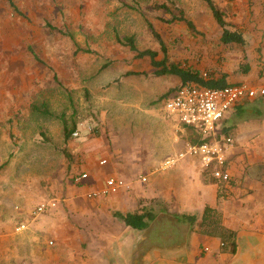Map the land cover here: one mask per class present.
I'll return each mask as SVG.
<instances>
[{
    "label": "rangeland",
    "instance_id": "rangeland-1",
    "mask_svg": "<svg viewBox=\"0 0 264 264\" xmlns=\"http://www.w3.org/2000/svg\"><path fill=\"white\" fill-rule=\"evenodd\" d=\"M214 1L232 26L264 32V20L256 21L257 14L264 19V0ZM179 10L194 28L170 22ZM151 27L169 63L205 77L234 76L250 59L243 46L221 42L223 29L202 0H0V203L20 206L25 194L30 205L66 199L91 141L115 162H144L150 169L137 173L150 182L152 143L185 137L162 113L164 95L180 79L155 76L150 59L123 42L131 37L137 51L163 59ZM64 122L82 128L69 142Z\"/></svg>",
    "mask_w": 264,
    "mask_h": 264
},
{
    "label": "crops",
    "instance_id": "crops-1",
    "mask_svg": "<svg viewBox=\"0 0 264 264\" xmlns=\"http://www.w3.org/2000/svg\"><path fill=\"white\" fill-rule=\"evenodd\" d=\"M258 16L256 21L262 23ZM244 33L249 39L243 47L250 55L249 71L245 73V67L227 75L228 81L264 89V32ZM164 112L163 121L169 120L185 137L173 134L152 143L147 161L154 167L150 182L147 175L137 173L150 169L144 162L138 164L135 158L115 162L106 146L91 141L81 148L82 169L77 173H87L88 179L81 184L72 180L75 189L63 201L47 199L58 201L55 210L34 217L38 203L30 205L28 194L17 207L1 202L0 264H264V96L239 104L221 122L219 133L224 126L229 129L221 139L230 136L235 143L226 153L231 178L222 189L215 177H203L206 168L199 157L186 155L199 135ZM160 149L167 150L158 153ZM169 160L173 164L167 165ZM109 176L124 179L128 188L91 197ZM141 185L147 188L140 189ZM143 205L151 207L154 218L144 231L127 227L114 216ZM182 214L195 215L196 221L182 219ZM212 220L232 232L235 248L228 237L222 240L221 233L209 232Z\"/></svg>",
    "mask_w": 264,
    "mask_h": 264
},
{
    "label": "built area",
    "instance_id": "built-area-1",
    "mask_svg": "<svg viewBox=\"0 0 264 264\" xmlns=\"http://www.w3.org/2000/svg\"><path fill=\"white\" fill-rule=\"evenodd\" d=\"M264 96V89L252 87L247 83L230 85L225 88H206L186 84L170 93L164 99V111L175 122L184 127L192 128L200 137L201 143L188 147L186 155L199 157L204 168L212 167L213 176L221 181L229 182L230 170L227 167V150L233 145L232 137L219 139L221 122L228 118L234 109L244 102ZM78 131L73 133L77 137ZM209 139L208 142L204 140ZM183 157V155H181ZM174 160L166 162L173 164ZM106 161H101L104 165ZM87 173H82L73 178V182L81 184L88 179ZM146 182L145 177H140ZM128 188V183L119 177L109 176L103 186L91 192V197L114 195L122 189ZM58 206L55 199L39 203L33 210L34 217L52 212ZM25 224L17 228L21 230ZM53 242H50L52 245Z\"/></svg>",
    "mask_w": 264,
    "mask_h": 264
},
{
    "label": "trees",
    "instance_id": "trees-1",
    "mask_svg": "<svg viewBox=\"0 0 264 264\" xmlns=\"http://www.w3.org/2000/svg\"><path fill=\"white\" fill-rule=\"evenodd\" d=\"M205 2L209 10L211 11L215 21L217 24L223 29L222 35H221V42L224 45H240V46H246L249 42V39L246 38V34L240 30L237 27L232 26L230 23H228L225 19V11L219 7L214 0H202ZM162 9L169 10L167 5H162ZM170 22H185L190 28H194L193 23L186 18L184 12L182 10H179L178 15H173L172 19ZM152 33L154 37L157 39L161 51L165 55V57L161 60L157 59L158 53L156 51L152 50H146V51H137L134 39L129 37L126 38L125 45H127L132 51H136L137 55L136 57L141 59L148 57L150 59V64L153 69V74L157 77L160 76H165V75H170V76H176L180 79L181 85L178 86L177 88L169 91L166 95H164L163 98L167 97L170 93L173 91L177 90L179 87L186 85V84H191L195 86H203L206 88H225L227 86L232 85L228 81V76L226 74L222 75H209L208 77H205L199 70L192 69V68H182L178 66L177 64L174 63H169L166 57L167 49L160 38V36L155 32L154 28L151 27ZM122 42V41H121ZM124 44V43H123ZM249 71L248 67L244 69V72L247 73ZM76 125H73L72 128H69L66 122H64V135H65V140L66 142H69L72 140V134L73 130L75 129ZM189 128V127H188ZM192 129V128H189ZM221 133H219V139H221L222 135H226L228 133V130L225 126L222 129ZM196 137V136H195ZM194 139V138H193ZM209 139L204 140V142H208ZM194 143H201L203 141H200L198 137H196L193 140ZM212 167L206 168L203 174V177L206 178V180L210 178H214ZM215 180L218 181V186L220 189H222L225 185L224 181H221L217 178H214ZM206 213L210 211L209 208L206 209ZM205 213V215H206ZM204 215V216H205ZM114 216L122 221L127 227H130L134 230L138 231H144L149 227L150 222L154 219L153 218V211L149 205H143L140 208L136 209L135 211L132 212H116ZM181 216V217H180ZM179 217L182 219H186L192 222L196 221V216L195 215H187V214H182ZM204 222V219H203ZM214 223V224H213ZM210 229L209 232L216 234V233H221L220 237L222 240L228 237L230 246L235 248V241L233 234L228 235V231L225 230V228L219 226L215 220H212L210 223Z\"/></svg>",
    "mask_w": 264,
    "mask_h": 264
}]
</instances>
